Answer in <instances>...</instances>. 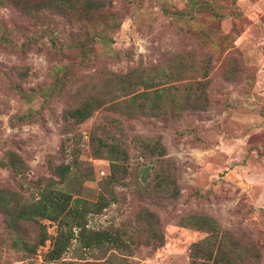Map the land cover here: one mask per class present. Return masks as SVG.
I'll list each match as a JSON object with an SVG mask.
<instances>
[{"label": "rangeland", "instance_id": "obj_1", "mask_svg": "<svg viewBox=\"0 0 264 264\" xmlns=\"http://www.w3.org/2000/svg\"><path fill=\"white\" fill-rule=\"evenodd\" d=\"M107 1L102 12L113 16L114 25L107 29L102 24L99 30L109 39L94 42L91 57L84 61L70 47L80 25L56 15H48L49 22L30 18L13 5L0 3V36L18 45L27 36L37 37V43L25 51L9 48L0 39V188H26L19 187L3 163L11 152L28 165L31 180L50 176L52 164L69 160L60 152L69 90L62 88L52 97L39 91L54 83L56 67L72 65L67 82L99 68L124 72L176 54H193L182 78L197 82L203 79L192 68L207 58L204 109L176 118L122 117L129 135H161L167 157L176 165L178 196L160 201L141 197L139 180L148 175H136L132 165L139 168V160L131 157L132 173L124 186L117 187V201L90 217L89 225L128 223L136 228L137 213L148 207L158 216L163 242L138 247L131 264H190L189 248L206 232L182 221L194 214L207 215L226 232V242L235 238L257 250L250 255L251 264H264V0ZM46 23L54 30L55 45L46 35L38 36ZM13 84L34 89L31 99L21 97ZM104 113L95 112L73 129L83 134L80 158L90 163L93 172L77 196L89 200H95L98 183L109 172V161L94 158L86 141L93 122ZM38 224L48 238L30 251L21 241L15 243L17 235L0 212V264L93 260L94 253L73 241L62 258L48 261L56 224L48 219H39ZM23 228V237L34 245L38 225L27 222Z\"/></svg>", "mask_w": 264, "mask_h": 264}, {"label": "trees", "instance_id": "obj_2", "mask_svg": "<svg viewBox=\"0 0 264 264\" xmlns=\"http://www.w3.org/2000/svg\"><path fill=\"white\" fill-rule=\"evenodd\" d=\"M0 3L13 5L30 18L49 22L48 15H56L71 24L80 25V33L74 35L70 44L80 52V61L91 57L94 42L109 39L99 27L103 24L104 28L112 29L115 21L112 15L102 12L108 4L107 0H0ZM44 35L55 45L54 30L49 23L41 28L38 36ZM0 39L7 47L21 51L37 43V37L33 36H27L20 45L3 34ZM192 57L193 54L188 57L176 54L160 63L133 67L124 72L99 68L82 79L67 82L66 72L71 70L72 65L55 68L54 83L48 90L40 88L39 91L52 97L61 93L62 88L69 90V105L63 115V133L66 136L61 141L60 149L61 154L69 156V160L52 164L51 175L36 180L29 178L30 168L16 152H11L9 160L3 162L19 187H26L23 191L0 188V212L5 215L7 227L17 235L15 243L21 241L23 247L30 248V251L43 244L48 235L44 226L38 224L39 219H48L56 224L55 235L51 237V247L46 254L48 261L62 258V254L76 241L80 249L94 253V258L92 261H71L68 264H131L138 247L156 246L163 242L158 216L148 207L137 213L136 228L128 223L118 226L110 223L96 228L89 225V219L117 201V187L124 186L132 173L131 157L139 160V168L132 165L136 175H148V178L140 177L139 180L141 197L160 201L178 196L176 165L167 157L161 135H129L122 117L134 119L150 115L176 118L187 111L204 109L208 104L205 79L207 58L201 65L192 68L200 72L203 80L195 82L182 78ZM13 86L21 97L28 99L35 92L34 89L26 91L19 84ZM99 111L105 113L93 122L86 141L94 158L109 161V172L98 183L95 200H89L77 196L81 193L83 181L92 178L93 172L90 163L80 158L83 134L73 129ZM27 222L38 225L32 246L23 237L26 236L23 226ZM182 222L206 232L202 239L191 244L190 264L252 263L250 255L255 249L233 237L232 242H226V232L214 218L194 214Z\"/></svg>", "mask_w": 264, "mask_h": 264}]
</instances>
